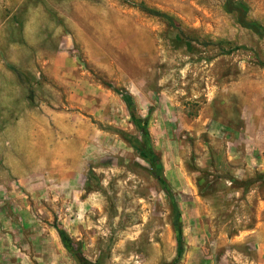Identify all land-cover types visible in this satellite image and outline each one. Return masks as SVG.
Instances as JSON below:
<instances>
[{"label":"rangeland","instance_id":"obj_1","mask_svg":"<svg viewBox=\"0 0 264 264\" xmlns=\"http://www.w3.org/2000/svg\"><path fill=\"white\" fill-rule=\"evenodd\" d=\"M224 1L0 0V264H79L54 224L91 264H171L165 184L179 264H264V0L260 34Z\"/></svg>","mask_w":264,"mask_h":264},{"label":"trees","instance_id":"obj_2","mask_svg":"<svg viewBox=\"0 0 264 264\" xmlns=\"http://www.w3.org/2000/svg\"><path fill=\"white\" fill-rule=\"evenodd\" d=\"M224 10L227 13H233L236 15V22L237 24L247 30H250L254 34H260L262 31V28L259 24H257L254 21H250L247 18L248 15V7L238 0H225L224 1ZM144 11H146L148 14L160 17L161 19H164L166 21H170L169 18L161 13L154 12L145 8H142ZM7 68L13 72L17 80L21 82L22 79V72H20L15 66L8 65ZM120 96L122 101L124 102L129 117L133 123V125L138 129L140 133V137L144 146V152L146 154L147 158H151L153 155L152 147L150 143L149 133L147 130V122L145 119L141 118L135 108L132 96L127 92H117ZM164 192L170 199L172 213H173V227H174V234L176 238V256L171 264H179L181 261V258L183 256L184 252V243H183V236H182V229H181V223H180V212L178 210L176 201L171 193L170 188L167 184L164 185ZM53 228L57 234V237L60 241V244L64 248L66 252H68L71 256L76 258L79 262V264H91L90 262H87L82 257L79 248L76 246V244L73 242V240L70 238V236L67 234V232L60 228L57 225H53Z\"/></svg>","mask_w":264,"mask_h":264}]
</instances>
